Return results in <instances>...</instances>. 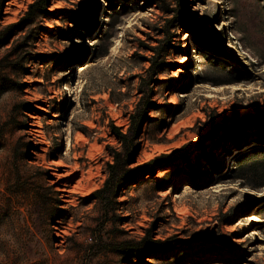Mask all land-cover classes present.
<instances>
[{
	"label": "rangeland",
	"instance_id": "1",
	"mask_svg": "<svg viewBox=\"0 0 264 264\" xmlns=\"http://www.w3.org/2000/svg\"><path fill=\"white\" fill-rule=\"evenodd\" d=\"M139 105L118 179L192 154L102 200ZM263 130L264 0H54L0 48V264H264Z\"/></svg>",
	"mask_w": 264,
	"mask_h": 264
},
{
	"label": "trees",
	"instance_id": "2",
	"mask_svg": "<svg viewBox=\"0 0 264 264\" xmlns=\"http://www.w3.org/2000/svg\"><path fill=\"white\" fill-rule=\"evenodd\" d=\"M54 0H35L29 5L28 10L24 16L17 22L7 26H2V8L0 7V48L5 47L14 39L19 33L23 32L27 27L32 25L38 18L48 15L49 8ZM152 52H157V49H151ZM147 106H151L148 104ZM148 108H142L139 105L137 110L130 115L131 127L128 133H123L120 129L112 127L113 135L118 139L121 149L110 150V154L113 158V162L108 164L109 177L105 182L104 187L98 191V194L103 195L102 200H109V198L116 199L121 180L124 181L127 178H134V180H142L148 176L155 177L159 172L168 169H173L186 163L190 158L192 151L191 148L194 143L187 144L180 149L173 150L167 154H161L151 159L150 161L137 166L132 174L126 175L123 179H118L121 169L131 164L133 155H135L134 143L140 139L142 127L149 121ZM134 134V140H131ZM260 140H264V130L260 133ZM139 253V252H138Z\"/></svg>",
	"mask_w": 264,
	"mask_h": 264
},
{
	"label": "bare ground",
	"instance_id": "3",
	"mask_svg": "<svg viewBox=\"0 0 264 264\" xmlns=\"http://www.w3.org/2000/svg\"><path fill=\"white\" fill-rule=\"evenodd\" d=\"M117 48L116 47H114V45H112L111 46V49H110V52L111 53H113L114 54V52H115V50H116ZM104 59H106V58H104ZM101 60V59H100ZM107 60V59H106ZM99 62V61H98ZM98 65H99V63H97ZM97 65V66H98ZM102 65V64H101ZM104 65V64H103ZM86 75V74H85ZM89 75V74H88ZM40 156V155H39ZM39 158V157H38ZM251 217V216H250ZM255 221H260V220H258V218L257 217H252V218H250V222H252V223H254ZM252 232H255V231H252Z\"/></svg>",
	"mask_w": 264,
	"mask_h": 264
}]
</instances>
